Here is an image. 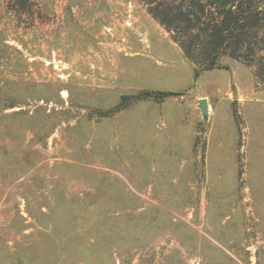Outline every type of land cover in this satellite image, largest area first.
<instances>
[{
    "label": "rangeland",
    "instance_id": "1",
    "mask_svg": "<svg viewBox=\"0 0 264 264\" xmlns=\"http://www.w3.org/2000/svg\"><path fill=\"white\" fill-rule=\"evenodd\" d=\"M0 264H264V74L194 79L144 0H0Z\"/></svg>",
    "mask_w": 264,
    "mask_h": 264
},
{
    "label": "trees",
    "instance_id": "2",
    "mask_svg": "<svg viewBox=\"0 0 264 264\" xmlns=\"http://www.w3.org/2000/svg\"><path fill=\"white\" fill-rule=\"evenodd\" d=\"M144 3L147 13L170 34L193 64L194 79L201 71L216 68L221 56L256 67L257 76L264 74V0H144ZM169 94L145 91L130 100L162 99Z\"/></svg>",
    "mask_w": 264,
    "mask_h": 264
},
{
    "label": "water",
    "instance_id": "3",
    "mask_svg": "<svg viewBox=\"0 0 264 264\" xmlns=\"http://www.w3.org/2000/svg\"><path fill=\"white\" fill-rule=\"evenodd\" d=\"M198 107L200 109L201 115L204 118H207L209 115V105L206 99H199L198 100Z\"/></svg>",
    "mask_w": 264,
    "mask_h": 264
}]
</instances>
